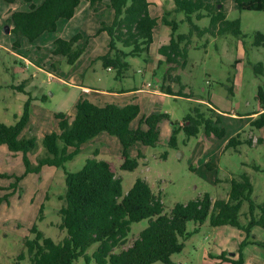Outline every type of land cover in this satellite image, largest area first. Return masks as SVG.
Returning a JSON list of instances; mask_svg holds the SVG:
<instances>
[{
    "label": "rangeland",
    "instance_id": "rangeland-1",
    "mask_svg": "<svg viewBox=\"0 0 264 264\" xmlns=\"http://www.w3.org/2000/svg\"><path fill=\"white\" fill-rule=\"evenodd\" d=\"M218 1L227 19H239L241 34L212 36L206 33L191 36L185 63L173 71L179 76V82L167 83L179 95H164L151 107L153 112L168 115V119L159 123L157 143L145 146L136 142L128 149L130 157L140 153L138 165L133 170L119 167L122 162L121 145L116 136L106 132H100L81 144L79 152L65 162L64 167L44 165L38 173H27L19 181L16 177L24 171L22 153L11 152L6 145H0V198L7 195L0 200V264H31L24 241L33 237L34 234L29 230L33 224L45 237L55 242L66 235L65 230L59 226L58 212L64 204V171L79 170L87 158L94 157V150L99 151L96 159L107 161L115 175L121 179L123 195L136 178H142L161 197L165 213L175 203L200 198L204 193L209 194L212 200L226 198L230 179H238L241 173L248 174L253 187L252 198L256 203L261 202L264 196V129L258 131L248 122L243 124L246 119L241 122L242 118L223 117L216 124L224 128L222 137L207 136L202 128L196 136L186 137L180 130L176 134V145L168 144L173 122L182 123L183 117L192 114L195 107L205 117L217 115L215 107L237 116L257 111L255 94L258 85L264 83V73H256L255 68L258 63L264 67V43L256 42L255 34H264V12L238 10L233 0ZM83 4L85 9L80 8L71 18L59 19L55 31L46 32L32 42L23 38L13 49L15 38L9 33L11 25L6 22V18L11 10L23 8L24 5L20 0L13 3L0 0V121L6 125L13 124L21 115L24 103L30 99L28 120L21 136L36 138V147L27 153L33 165L37 158L44 155L43 135L58 130V119L54 114L64 113L70 121L73 115L69 114H74L75 102L79 95H84L82 86L128 91L144 87L147 82L156 83L148 68V63L152 64L156 56L152 46L154 41L146 57H126L128 67L122 76H117L114 69L102 67L96 56L106 52L109 38L105 31L97 30L102 21L109 23L112 10L106 8L104 2L99 3V8L95 10ZM174 17L178 22L181 19L176 33H188L190 22L184 14L176 12ZM190 21L200 28L209 24L208 17L196 19L190 16ZM5 25L9 26L8 32L4 31ZM76 34L80 36L76 43L85 47L75 62L69 64L63 57L51 61L47 58V49L54 45L56 37L71 39ZM39 47L43 50L38 51ZM123 50L128 51L129 48ZM34 55L42 63V69L30 61ZM51 62L55 67H51ZM162 71L163 65L158 64L153 74L160 76ZM70 83L81 86H70ZM136 95L139 94H131L130 97L135 98ZM107 98L108 102L115 99L112 96ZM209 100L211 104L207 102ZM138 107L141 113L145 111L140 103ZM136 120L130 122V128L137 126ZM236 133L241 143L225 147L227 140L236 136ZM246 210L247 204L244 203L242 215L239 216L242 222H245ZM148 222L145 218L132 223L122 248L130 245ZM186 230L190 235L183 241L181 251L171 254L169 264H214L216 259L212 257L218 255V245L221 243L220 238L216 239L218 227L209 225L207 220L201 225L188 221ZM219 232L225 233L222 229ZM262 234L264 236V230ZM96 246H89L86 254L92 256ZM122 248H116L115 251ZM20 255L22 258L18 259ZM73 264L95 263L93 259L86 263L79 256ZM152 264L165 263L155 261Z\"/></svg>",
    "mask_w": 264,
    "mask_h": 264
},
{
    "label": "trees",
    "instance_id": "trees-1",
    "mask_svg": "<svg viewBox=\"0 0 264 264\" xmlns=\"http://www.w3.org/2000/svg\"><path fill=\"white\" fill-rule=\"evenodd\" d=\"M5 1L13 3L15 0ZM85 1L93 10L97 9V4L103 3V0ZM233 1L238 10L264 12V0ZM20 2L24 7L11 10L6 18V22L11 25L9 33L15 38L13 49L23 38L32 42L46 32L55 31L57 21L71 18L81 0ZM218 3V0H173V10L182 12L190 22L188 33H176L178 22L161 18V21L171 28L169 42L158 48V53L164 57L167 64L161 84L163 92L179 95L167 83L179 82V76L173 71L185 63L187 44L193 34H241L239 19H227L222 6L217 7ZM106 5L113 11V18L110 23L102 21L97 30L105 31L109 38L106 52L97 59H100L103 68L114 69L119 76L128 67L127 56L148 55L157 18L149 14L147 0H107ZM190 16L196 19L208 17L209 24L200 28L191 23ZM79 38L78 34L71 39L56 37L47 58L51 61L53 58L63 57L69 64L75 62L85 47L76 43ZM255 41L263 44L264 34L256 32ZM123 48L129 50L124 51ZM30 61L43 67L42 63L34 59ZM51 65L55 67L53 62ZM255 72L263 74V65L258 63ZM189 95L187 97H190ZM255 98L263 111L251 120L250 125L258 129L264 126V83L258 85ZM29 104L28 98L21 115L13 124L6 125L0 121V145H6L11 152L22 153L24 171L21 176L16 177L17 181L27 173H38L44 165L64 167V163L79 152L81 144L100 132L117 137L122 157L119 167L133 170L138 165L137 158L140 153L136 157H130L128 149L136 142L154 146L159 139V123L168 119L166 113H151L140 117L136 128H130V122L139 114L138 105L128 103L120 106L106 103L99 106L80 97L70 121L64 113L54 114L58 119V130L43 135L42 145L45 152L33 165L27 153L36 147V138L21 136L28 120ZM219 122L218 114L205 117L204 113L195 107L192 114L188 113L183 117L182 123L173 122L168 144L176 145V134L180 130L186 137L196 136L200 128L207 136L222 137L225 131L216 125ZM237 143H241L238 133L227 140L225 147L235 146ZM97 154L98 150H94V157L87 158L79 170L64 171V204L58 212L59 226L65 230L66 235L55 242L45 237L35 224L29 229L34 235L32 238H26L24 245L31 264H73L79 256H82L86 263L93 259L95 264H152L155 261L169 264L171 254L180 252L183 241L190 235L186 230L188 221L201 225L207 220L213 227L229 225L244 233L236 252H221L214 256L220 261L244 264L242 248L248 243L256 244L264 250V243L254 240L249 234L254 226L264 230V196L261 202L254 201L253 187L247 173H241L238 179H230L226 198L212 200L209 194L204 193L200 198L175 203L170 211L165 213L161 197L154 193L148 182L142 178H136L123 195L121 179L115 175L107 161L96 159ZM6 196L4 195V198ZM244 203L247 204V210L244 213L245 222H242L239 216L242 215L241 208ZM145 218L149 220L147 226L139 231L130 245L122 248L126 244L131 224ZM92 244L97 246L92 256H89L86 249ZM119 247L122 249L115 251ZM20 258L22 255L18 259Z\"/></svg>",
    "mask_w": 264,
    "mask_h": 264
},
{
    "label": "crops",
    "instance_id": "crops-1",
    "mask_svg": "<svg viewBox=\"0 0 264 264\" xmlns=\"http://www.w3.org/2000/svg\"><path fill=\"white\" fill-rule=\"evenodd\" d=\"M147 1L149 2V6H148L149 14L151 16L157 18V25L153 29V35H152V41H154L152 46H153V48H155L156 56L154 58V62L152 63L153 65L151 63H148V68L151 70L152 77L155 79L154 82H156V83L152 84L150 82H147V83H145L144 87L136 88V89L128 90V91H108V90H103V89H92L90 87L82 86L81 91L84 95H81V96L79 95V98L80 97L85 98V99L89 100L90 102L95 103L99 106H103L106 103H113V102H115L114 104H117L120 106L128 104V103H134V104L139 106V103H140L142 106H144L145 111L141 113L140 108H139V114L134 119V120L137 119L136 120L137 126L139 125L140 117L157 112V111L153 112L154 109H151V107L156 105L155 103L159 101L160 97L168 94V93L163 92L161 90V87H160L162 84L161 82H163V80H164L163 77H164L165 70L167 68V64L164 61V57L158 53V48L161 45H165L169 42L171 28H170V26L163 23L161 21V18L164 17L168 21L175 19L174 21L178 22L177 19L174 17V14L176 12L173 10V0H147ZM103 2L106 5L107 0H103ZM83 3H86L89 6V3L87 1L81 0L80 4L75 9V12H77L80 8L85 9ZM98 8H99V4H97V9ZM106 8H108L107 5H106ZM112 18H113V11H112ZM112 18L109 21V23L112 21ZM180 22H181V19L178 22V26H179ZM178 26H177V28H178ZM40 37H38V38H40ZM52 47H48L47 51L49 52ZM149 48H150V46H149ZM37 50L41 51L43 49L39 47ZM48 52H47V54H49ZM98 56L99 55H97L96 57H98ZM32 58L36 62H38V57H36V55H34ZM158 64L163 65V71H162L160 76L153 74L154 69ZM35 66H37V65H35ZM164 66H165V69H164ZM40 69H42V68H40ZM71 85L75 86L78 84L77 83H73V84L70 83V86ZM152 85H153V87L151 88ZM78 86H81V85H78ZM121 93H122V96H121ZM85 94H88V95H85ZM131 94H139V95L138 96L136 95L135 98L134 97L131 98L130 97ZM168 95H173V94H168ZM107 96L114 97L115 98L114 101L108 102L109 100H108ZM76 102H75V104H76ZM209 102H210L209 104H211L210 100H209ZM216 109H217V113L220 116V118H223V117H227L229 119H240V118H242V120H240L241 122H243L244 119H246L245 122H243V124H247V122L249 124L250 121L256 115H258L260 112L263 111L259 104H258L257 111H255V112L252 111L250 113L246 112L245 114H241L238 116L236 114H233V113L227 111V110L222 111V110L218 109L217 107H215V111H216ZM69 115L72 116L73 114H69ZM159 128H160V124H159ZM259 129L260 130L264 129V126L261 128H258L257 130L259 131ZM262 144L264 145V143H262ZM98 153H99V151H98ZM216 227H218V230H217L218 233H217L216 239L220 238V240H221V243L218 245V250H217L218 254H220L221 252H224V251L229 252V253L236 252L239 242L244 238L243 232L240 231L239 229L234 228V227L229 226V225H221V226H216ZM228 227H230V228H228ZM259 228H261V227H259V226L252 227L250 229L249 234L251 236H253L254 240L264 242V236L262 234L263 229L262 228L259 229ZM220 229L225 231V233H220L219 232ZM242 253H243L244 264H264V250L262 248H260L258 245L248 243L242 248ZM212 258H214V257H212ZM214 264H229V263L224 262V261H219L218 259H216L214 261Z\"/></svg>",
    "mask_w": 264,
    "mask_h": 264
},
{
    "label": "water",
    "instance_id": "water-1",
    "mask_svg": "<svg viewBox=\"0 0 264 264\" xmlns=\"http://www.w3.org/2000/svg\"><path fill=\"white\" fill-rule=\"evenodd\" d=\"M218 7H220V5H218ZM4 31H5V32H8V31H9V26H8V25H5V26H4Z\"/></svg>",
    "mask_w": 264,
    "mask_h": 264
},
{
    "label": "built area",
    "instance_id": "built-area-1",
    "mask_svg": "<svg viewBox=\"0 0 264 264\" xmlns=\"http://www.w3.org/2000/svg\"><path fill=\"white\" fill-rule=\"evenodd\" d=\"M149 85V84H148Z\"/></svg>",
    "mask_w": 264,
    "mask_h": 264
}]
</instances>
